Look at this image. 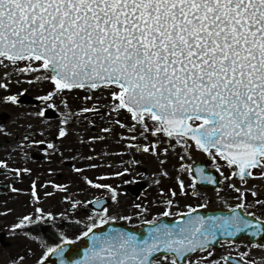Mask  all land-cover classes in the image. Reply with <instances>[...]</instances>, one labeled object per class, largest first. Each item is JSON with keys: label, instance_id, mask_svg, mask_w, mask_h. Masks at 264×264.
<instances>
[{"label": "snow or ice", "instance_id": "obj_1", "mask_svg": "<svg viewBox=\"0 0 264 264\" xmlns=\"http://www.w3.org/2000/svg\"><path fill=\"white\" fill-rule=\"evenodd\" d=\"M0 58L49 70L45 78L61 91L108 89L112 110H127L146 132L175 137L186 152L194 144L213 160L219 155L242 183L253 175L249 169H259L264 178V0H0ZM154 143L143 148L154 150ZM165 203V211L145 221L146 236L95 232L97 223L117 219L95 215L80 234H92L81 259L66 261L63 241L47 252L61 264H159L155 255L164 250V264H193L188 257L211 247L221 233L250 229L264 241V217L247 212L245 204L230 206V215L205 216L198 211L204 204L173 212L174 202ZM166 215L177 222L164 223L160 217ZM26 221L31 216L21 223Z\"/></svg>", "mask_w": 264, "mask_h": 264}, {"label": "rangeland", "instance_id": "obj_2", "mask_svg": "<svg viewBox=\"0 0 264 264\" xmlns=\"http://www.w3.org/2000/svg\"><path fill=\"white\" fill-rule=\"evenodd\" d=\"M0 60V113L9 114L8 118H0V161L5 162L0 167L15 169L10 175L1 176L3 181L13 185V190L8 193L0 191V264H41L54 241L65 240L67 236V240L79 244L80 238L76 237H80L91 223L89 218L95 215H102L104 219H108L109 215L115 216L117 219L113 221L139 227L165 211L169 207L165 203L167 200L174 202L171 205L173 212L186 211L188 204L193 207L204 204L201 210L210 211L229 210L230 206L242 203L247 212L264 217V203H257L264 202V178L258 175L259 169L253 170L246 184L242 183L232 175L235 169L219 155L213 160L207 153L195 149L194 144L186 152L183 144H176L175 137L146 132L127 110L114 112L108 89L54 90V81L45 78L48 70L37 69L35 64L26 69L28 61ZM25 89L41 97L42 103L18 105L6 99L14 92H26L23 91ZM49 93L52 95L49 96ZM80 95L91 96L92 99L85 100L79 98ZM80 99L84 100L78 101ZM51 104L61 114L56 119L43 116V110ZM93 106L99 111H81ZM117 120L126 127L117 124ZM149 124L151 126V122ZM62 128L65 129L64 136L59 135ZM105 128L111 131H103ZM93 136L97 139H90ZM153 142L154 150L143 148L144 144ZM165 148H168L167 153ZM35 154L41 157L36 159ZM202 159L206 160L209 170L219 175V188H199L192 180L190 167ZM36 166V172L32 171L31 167ZM34 180L39 185V199L30 193L31 181ZM181 180L184 181L183 188ZM138 181L145 184L146 189L139 197L131 198L125 187H137ZM232 185L244 189V192H237ZM173 190L175 196L172 195ZM102 197L109 199L107 214L103 211L97 213L89 206L92 199ZM55 207L59 211L57 217L47 216V212H56ZM37 209L43 211L38 212ZM25 216H31V222L21 223ZM37 217H43L44 221ZM165 217L177 218L175 215ZM66 219L82 224L67 227L61 223ZM18 227H39L41 231L37 235L19 237L17 230L13 229ZM261 243L264 241L250 243L246 238L234 243L222 242L218 248L197 252L188 259L193 264L197 261L200 264H207L208 261L230 264L220 258L234 255L245 262L264 264ZM156 260L164 264L163 258Z\"/></svg>", "mask_w": 264, "mask_h": 264}, {"label": "water", "instance_id": "obj_3", "mask_svg": "<svg viewBox=\"0 0 264 264\" xmlns=\"http://www.w3.org/2000/svg\"><path fill=\"white\" fill-rule=\"evenodd\" d=\"M26 102L28 101L27 99H24ZM48 115L50 114V116H56V114H54L53 112H51V110H48ZM199 149V148H197ZM201 150V149H200ZM202 168L203 169V172H200V171H197V169H200ZM192 171H193V175L194 177L196 178L197 180V183L199 184V186L201 187H210V188H215V187H218L219 183H218V180L216 178V175H211V173H208L207 170L204 168V163L201 162V163H198L196 165H194L192 167ZM2 172V170H0V173ZM204 173H207L209 176H212L214 179H215V183L212 182L211 179H207L204 177ZM237 178L239 179L240 177L237 176ZM3 185H0V188L2 187ZM144 189V185L143 184H140L137 188L135 189H128V191L130 192V194L133 196V197H136L139 195V193ZM107 204V200L105 199H101V200H97L95 202L92 203V207H95L96 209L98 210H101L105 207V205ZM201 215H205V216H222V215H230L231 212H225V213H221V212H211V213H204V212H201L199 211ZM250 218V217H249ZM164 223H176V221H167L166 218L164 219H161ZM148 228H149V225L148 224H145L143 225L141 228L139 229H132V228H129L123 224H117V223H114V222H111V223H108L104 226H101L99 228H96L94 229L93 231L95 232H104V233H107L109 232L110 230L112 229H120V230H123V231H128V232H135L137 233L138 235H140L141 237L143 236H146L148 234ZM91 233H89V235L87 237H84L82 239V246L80 248H75L73 247L72 244H63L61 245V247L64 248V259L66 261H75V260H79L81 259L83 256H84V250L88 247H90L91 245ZM244 235H247L249 236V240L250 241H258L260 239L259 236H254L252 235L251 233V230L250 229H246L242 232H238L236 233L235 235H232V236H225L223 233L219 234L217 236V238L215 240L212 241V246H215L217 245V243L220 241V240H224V239H238ZM167 253L164 252V250H161L160 253H157L155 255L156 256H164L166 255ZM232 262L236 263L238 262V260L236 259H231ZM53 262L54 264H61V258L59 256H56L54 254H50V256L47 258V260L44 262V264H49ZM240 262V261H239ZM243 264V263H241Z\"/></svg>", "mask_w": 264, "mask_h": 264}, {"label": "flooded vegetation", "instance_id": "obj_4", "mask_svg": "<svg viewBox=\"0 0 264 264\" xmlns=\"http://www.w3.org/2000/svg\"><path fill=\"white\" fill-rule=\"evenodd\" d=\"M38 166H36V167H31V168H33L32 169V171H35L36 172V168H37ZM36 169V170H35ZM12 170H15V169H12ZM23 170L25 171V169L23 168ZM17 171H19L18 169H17ZM13 172V171H12ZM20 172V171H19ZM10 175V174H9ZM1 180V179H0ZM2 181H3V179H2ZM6 182V181H5ZM12 185V184H11ZM13 186V185H12ZM16 187V186H15Z\"/></svg>", "mask_w": 264, "mask_h": 264}]
</instances>
